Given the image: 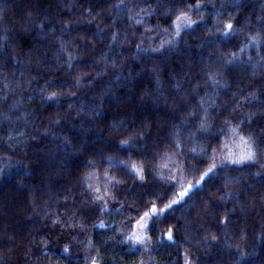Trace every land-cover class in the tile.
<instances>
[{
    "label": "trees",
    "instance_id": "trees-1",
    "mask_svg": "<svg viewBox=\"0 0 264 264\" xmlns=\"http://www.w3.org/2000/svg\"><path fill=\"white\" fill-rule=\"evenodd\" d=\"M257 34L264 0H0V264H264V147L124 240L264 144Z\"/></svg>",
    "mask_w": 264,
    "mask_h": 264
},
{
    "label": "snow or ice",
    "instance_id": "snow-or-ice-1",
    "mask_svg": "<svg viewBox=\"0 0 264 264\" xmlns=\"http://www.w3.org/2000/svg\"><path fill=\"white\" fill-rule=\"evenodd\" d=\"M197 8L202 7L201 5H196ZM177 20H185L186 24L184 25L185 27H191L192 25L196 24L197 21L192 20L191 18H189L187 16L186 13L181 12L179 16H177L176 18ZM234 25L232 23H227L224 25V32L222 33L223 35H228L230 34L233 29H234ZM179 25H177V31H176V35H179ZM264 38V36H261L259 34L257 35H252L249 37L250 41L255 43L257 42L259 39ZM161 47H163V44L161 45ZM244 49H241V51H243ZM233 56H235V54L233 53ZM53 95H55V93H53ZM205 127L204 123H201V128L203 129ZM120 143L122 144H127L129 143L128 141H121ZM225 148L228 147L227 144L224 145ZM264 147V144L257 146L254 145V143H250L248 138H244L241 137L240 138V151L238 153H234L232 151H229L224 159L220 160L219 164L216 163L214 157L212 158V162L210 164V166L200 175V179L196 181V184H192L189 183L187 184L186 187H184L183 191H180L177 196V199L172 200V202L170 204L165 205L164 209H158L157 206L155 204L151 205V207L149 208L148 211H145L143 213L142 216H140V219L137 220L135 222V228L138 229V231H133L131 233H129L127 236L124 237L125 242H131L134 246H143L145 245L149 240L150 237H148L147 232L149 229V222L153 220V218L155 216H158L160 214V212L171 208L174 204H179L181 202V200L188 196L191 192V190H193L194 188H196L198 185H200L201 183L204 182V180L212 173H214L220 166L222 165H226V164H248V163H257L258 162V156L260 155V148ZM192 152H196L197 149L193 148L191 149ZM201 151H203L201 149ZM121 164H125L126 166V162L125 161H120ZM179 163V162H177ZM167 165H165L166 167ZM132 169L133 171H135L136 173L140 174L142 173L143 169L137 167L135 164L132 165ZM178 170H184L183 167H181ZM105 175H107V173H105ZM140 179L143 180L144 176L141 174L140 175ZM172 179L175 181L176 177L173 176ZM91 187V186H89ZM95 191L98 193V195L95 197V199L97 200H103L104 199V195H111V193H105L104 195H99L100 193V189L97 188L95 189ZM164 238L168 239V240H172L173 237V232L171 229H169L168 232L164 233ZM64 252H68L69 249L67 247H65L63 249ZM92 264H98L97 260L95 258H92ZM185 264H188V261H185Z\"/></svg>",
    "mask_w": 264,
    "mask_h": 264
},
{
    "label": "rangeland",
    "instance_id": "rangeland-1",
    "mask_svg": "<svg viewBox=\"0 0 264 264\" xmlns=\"http://www.w3.org/2000/svg\"><path fill=\"white\" fill-rule=\"evenodd\" d=\"M135 231H138V229H136Z\"/></svg>",
    "mask_w": 264,
    "mask_h": 264
}]
</instances>
